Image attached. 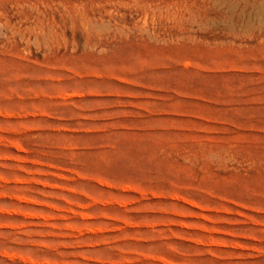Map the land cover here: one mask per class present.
Listing matches in <instances>:
<instances>
[{"label": "rangeland", "instance_id": "1", "mask_svg": "<svg viewBox=\"0 0 264 264\" xmlns=\"http://www.w3.org/2000/svg\"><path fill=\"white\" fill-rule=\"evenodd\" d=\"M0 264H264V0H0Z\"/></svg>", "mask_w": 264, "mask_h": 264}]
</instances>
